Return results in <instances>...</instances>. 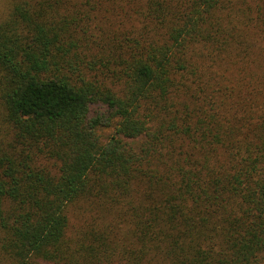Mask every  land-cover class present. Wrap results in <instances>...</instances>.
<instances>
[{
    "label": "trees",
    "instance_id": "obj_1",
    "mask_svg": "<svg viewBox=\"0 0 264 264\" xmlns=\"http://www.w3.org/2000/svg\"><path fill=\"white\" fill-rule=\"evenodd\" d=\"M0 109V264H264V0H12Z\"/></svg>",
    "mask_w": 264,
    "mask_h": 264
},
{
    "label": "rangeland",
    "instance_id": "obj_2",
    "mask_svg": "<svg viewBox=\"0 0 264 264\" xmlns=\"http://www.w3.org/2000/svg\"><path fill=\"white\" fill-rule=\"evenodd\" d=\"M11 3H12V0H0V20L2 18H4L5 15L7 14L8 10L11 6ZM107 16L112 18L113 28L122 27L121 23L124 20V15L122 13L109 14ZM98 20H100V19H98ZM102 22H104V19H102ZM105 31L108 33V29ZM2 119H3V116H2L1 109H0V137L3 135L5 136V126H3V124H2ZM103 133L104 134L110 133V129L104 130ZM4 142H5V139H4ZM72 223H75V221H72Z\"/></svg>",
    "mask_w": 264,
    "mask_h": 264
}]
</instances>
